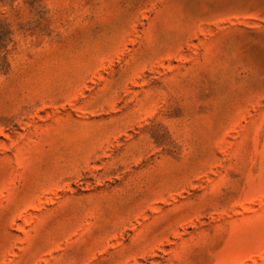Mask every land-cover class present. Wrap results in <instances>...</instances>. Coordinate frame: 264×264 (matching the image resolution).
Wrapping results in <instances>:
<instances>
[{"label": "rangeland", "instance_id": "374dc122", "mask_svg": "<svg viewBox=\"0 0 264 264\" xmlns=\"http://www.w3.org/2000/svg\"><path fill=\"white\" fill-rule=\"evenodd\" d=\"M0 264H264V0H0Z\"/></svg>", "mask_w": 264, "mask_h": 264}]
</instances>
